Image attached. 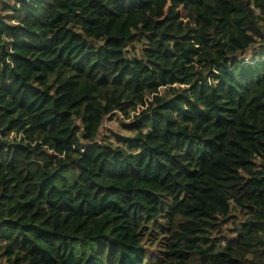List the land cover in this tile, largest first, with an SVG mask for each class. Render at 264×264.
Listing matches in <instances>:
<instances>
[{
  "label": "trees",
  "instance_id": "1",
  "mask_svg": "<svg viewBox=\"0 0 264 264\" xmlns=\"http://www.w3.org/2000/svg\"><path fill=\"white\" fill-rule=\"evenodd\" d=\"M0 264H264V0H0Z\"/></svg>",
  "mask_w": 264,
  "mask_h": 264
},
{
  "label": "rangeland",
  "instance_id": "2",
  "mask_svg": "<svg viewBox=\"0 0 264 264\" xmlns=\"http://www.w3.org/2000/svg\"><path fill=\"white\" fill-rule=\"evenodd\" d=\"M104 125L112 129H115L117 131L120 130L119 120L116 117H113L111 119H108V118L105 119ZM121 131L123 132L124 130L121 129Z\"/></svg>",
  "mask_w": 264,
  "mask_h": 264
}]
</instances>
